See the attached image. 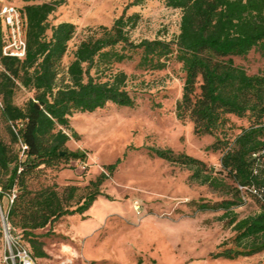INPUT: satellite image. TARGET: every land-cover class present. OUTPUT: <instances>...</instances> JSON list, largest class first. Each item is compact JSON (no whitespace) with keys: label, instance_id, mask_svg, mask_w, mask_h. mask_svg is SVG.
I'll list each match as a JSON object with an SVG mask.
<instances>
[{"label":"trees","instance_id":"obj_1","mask_svg":"<svg viewBox=\"0 0 264 264\" xmlns=\"http://www.w3.org/2000/svg\"><path fill=\"white\" fill-rule=\"evenodd\" d=\"M21 8L27 19V53L24 58L5 56L4 28L0 20V124L3 120L11 135V144L0 138V186L4 193L16 190L10 220L23 231L33 255L46 257L44 243L37 229L67 215L84 214L102 193L100 186L114 172L118 162L108 165L88 192L79 195V187L69 185L63 192L56 184L39 189L29 186V177L40 168L57 166L72 159L85 160L84 151L67 146L77 137L70 124L76 112H95L108 103L133 107L135 99L127 89V74L112 73L100 80L91 69L110 68L133 58L141 50L140 66L164 69L171 56L182 64L185 72L182 98L177 103L179 118L189 116L200 135L224 132L230 115L250 116L252 123L243 128L224 152L221 164L232 177L234 198L221 203H202L201 209L224 208L230 217L237 242L217 256L227 258L250 256L264 251V73L250 74L234 57H246L251 51L264 58V0H166L169 7L182 12L180 33L172 41L164 39H131L127 26L137 23L138 15L125 12L111 27L102 26V34L80 42L74 59L63 70V59L69 42L76 34V25L69 21L51 24L49 16L66 0H23ZM122 46L119 49V46ZM63 74V75H62ZM24 87L35 92L24 105L15 103L16 90ZM23 126L17 131V122ZM72 132V133H71ZM20 139L28 145L21 156ZM229 144L217 137L212 148ZM61 152H64L61 154ZM170 161L193 169V177L214 187H228L225 179L215 177L204 161L172 149L157 150ZM260 154L258 157L255 156ZM23 169L19 172V168ZM238 184H252L263 189L260 210L238 218L232 207L243 203ZM3 194V193H2ZM1 194V196H2ZM79 197V198H78ZM78 198V200H76Z\"/></svg>","mask_w":264,"mask_h":264},{"label":"rangeland","instance_id":"obj_2","mask_svg":"<svg viewBox=\"0 0 264 264\" xmlns=\"http://www.w3.org/2000/svg\"><path fill=\"white\" fill-rule=\"evenodd\" d=\"M1 3H12L20 9L26 4L23 0ZM124 12L126 17L138 15L137 23L126 27L135 42L156 38L172 41L180 33L182 12L167 6L166 0H66L49 16L51 24L69 21L76 25L63 70L74 59L81 41L100 36L101 27H111ZM132 55V59L110 68H92L91 74L104 81L112 73L125 72L135 105L108 103L95 112L74 113L70 124L78 136H72L67 146L84 151L86 159L42 166L39 173L35 170L29 177L32 189L56 184L63 192L69 185H76L79 195H85L91 181L119 161L89 210L36 230L48 254L37 257L38 264H264V251L235 258L217 256L236 247V233L229 225L231 216H224V208H200L202 203L217 204L234 198L235 189L231 187L235 183L223 169L221 159L242 129L251 125V117L230 115L224 132L200 135L189 116L182 119L177 114L185 80L182 64L171 56L166 68L150 69L139 64L141 50ZM234 61L250 74L264 73V58L258 51L234 57ZM34 95V91L20 87L14 101L24 105ZM217 137L229 144L212 148ZM0 138L18 149L11 144L3 120ZM160 149L204 161L208 171L225 179L229 186L201 183L193 177V169L162 157L157 152ZM0 203L3 208L10 204L1 186ZM260 206L261 201L250 196L232 210L240 219L258 212ZM0 242L4 246L1 226ZM73 253L77 256L71 263ZM0 263L8 264L3 259Z\"/></svg>","mask_w":264,"mask_h":264},{"label":"built area","instance_id":"obj_3","mask_svg":"<svg viewBox=\"0 0 264 264\" xmlns=\"http://www.w3.org/2000/svg\"><path fill=\"white\" fill-rule=\"evenodd\" d=\"M0 20L4 28L5 44L3 46V54L5 56H12L24 58L27 53V36L26 25L27 19L22 10L12 3L0 4ZM0 107H3V100L0 96ZM23 121L17 122V127L21 128ZM21 156H25L28 145L20 139ZM257 154L255 156H259ZM263 156L260 159L264 162V150L261 152ZM23 167L19 168V172ZM238 189L242 199L246 201L251 195H256L263 199V189L252 184H238ZM10 197V204L7 208H3L0 203V226L4 240L5 253L3 260L8 264H38L35 256L30 250L26 240L23 236V231L16 227L10 220L11 206L16 197V190L8 194Z\"/></svg>","mask_w":264,"mask_h":264},{"label":"crops","instance_id":"obj_4","mask_svg":"<svg viewBox=\"0 0 264 264\" xmlns=\"http://www.w3.org/2000/svg\"><path fill=\"white\" fill-rule=\"evenodd\" d=\"M46 252H47V251H46ZM4 253H5V248H4L3 244H2V242H0V261L3 259V255H4ZM47 255H48V254H47ZM76 256H77V255L73 253L69 262L73 263V260H74V258H75ZM35 258H36V257H35ZM39 258H45V257H39ZM36 260H37V258H36ZM0 264H1V263H0Z\"/></svg>","mask_w":264,"mask_h":264},{"label":"water","instance_id":"obj_5","mask_svg":"<svg viewBox=\"0 0 264 264\" xmlns=\"http://www.w3.org/2000/svg\"><path fill=\"white\" fill-rule=\"evenodd\" d=\"M64 152H61V154H63Z\"/></svg>","mask_w":264,"mask_h":264}]
</instances>
